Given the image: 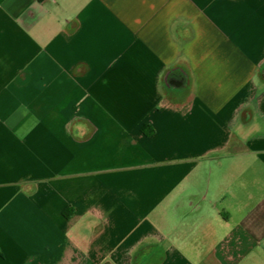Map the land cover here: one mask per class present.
<instances>
[{
  "label": "crops",
  "instance_id": "obj_1",
  "mask_svg": "<svg viewBox=\"0 0 264 264\" xmlns=\"http://www.w3.org/2000/svg\"><path fill=\"white\" fill-rule=\"evenodd\" d=\"M0 264H264V0H0Z\"/></svg>",
  "mask_w": 264,
  "mask_h": 264
},
{
  "label": "flooded vegetation",
  "instance_id": "obj_2",
  "mask_svg": "<svg viewBox=\"0 0 264 264\" xmlns=\"http://www.w3.org/2000/svg\"><path fill=\"white\" fill-rule=\"evenodd\" d=\"M170 75H174L173 78H175L176 81H178V83L180 82L179 84L182 85L180 87L181 88L180 90H177V88L172 84V81H175V79H173L172 77L169 78ZM165 84H166L167 89L173 94L185 93L187 91V87L189 85L188 84L187 86H185L186 85V78H185L184 74L182 72H179L178 70H173L170 72V74L167 77ZM248 116H249L248 114L245 115V120L247 119ZM243 122H244V120H243Z\"/></svg>",
  "mask_w": 264,
  "mask_h": 264
},
{
  "label": "water",
  "instance_id": "obj_3",
  "mask_svg": "<svg viewBox=\"0 0 264 264\" xmlns=\"http://www.w3.org/2000/svg\"><path fill=\"white\" fill-rule=\"evenodd\" d=\"M173 76H174V75H170L169 78H171V77L173 78ZM173 79H175V78H173ZM175 81H176V79H175ZM175 81H172V84L177 88V90H180V89H181L180 87H181L182 85L179 84L180 82L178 83V81H176V82H175Z\"/></svg>",
  "mask_w": 264,
  "mask_h": 264
},
{
  "label": "rangeland",
  "instance_id": "obj_4",
  "mask_svg": "<svg viewBox=\"0 0 264 264\" xmlns=\"http://www.w3.org/2000/svg\"><path fill=\"white\" fill-rule=\"evenodd\" d=\"M231 39H234V38L231 37ZM237 248H240L241 249V248H243V246H234L235 251H238Z\"/></svg>",
  "mask_w": 264,
  "mask_h": 264
}]
</instances>
